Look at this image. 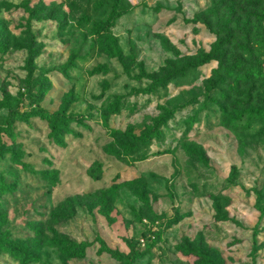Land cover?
I'll list each match as a JSON object with an SVG mask.
<instances>
[{
    "label": "rangeland",
    "instance_id": "obj_1",
    "mask_svg": "<svg viewBox=\"0 0 264 264\" xmlns=\"http://www.w3.org/2000/svg\"><path fill=\"white\" fill-rule=\"evenodd\" d=\"M102 1L0 0V100L22 113L68 104L74 116L59 141L37 114L10 129L9 109L0 107V237L28 248L30 264H128L103 245L139 252L133 264H199L183 250L196 246L221 264H264V121L238 115L264 107V84L233 89L228 76L264 61V0H240L251 15L233 26L218 59L156 90L147 89L155 77L218 40L215 0H121L125 14L111 31L122 60L93 31L108 18ZM72 55L75 65L57 70ZM100 65L108 71L95 72ZM117 96L121 109L106 123L102 112ZM165 106L177 111L162 136L128 145L129 130L140 135ZM56 233L88 242L86 255L66 257L48 243ZM0 264L20 261L0 249Z\"/></svg>",
    "mask_w": 264,
    "mask_h": 264
},
{
    "label": "trees",
    "instance_id": "obj_2",
    "mask_svg": "<svg viewBox=\"0 0 264 264\" xmlns=\"http://www.w3.org/2000/svg\"><path fill=\"white\" fill-rule=\"evenodd\" d=\"M102 3L103 5L107 6L108 18L107 20L101 19L97 23L95 22L93 24V31L100 36V46L104 52L111 58H119L122 60L124 59L123 50L119 44L118 38L112 33L111 29L114 27L115 23L125 14V11L120 8L121 0H103ZM102 3L99 5L101 6ZM222 3H224V1L219 2L218 0H215L209 9L210 15L216 18L217 24L219 25L218 40L211 47L210 51L202 54L200 59L188 62L181 67H174V70L171 73L166 74L164 77H155L153 82L147 88L148 90H156L159 86L165 85L169 77L172 75L180 74L183 78H191L193 72H195L199 66L212 60H216L220 57L222 49L227 45V43H230L235 39L233 26L236 23L240 24L243 17H246L248 20L251 15L247 12L245 7H243L240 0H229L226 2L225 6H223ZM255 15L261 18L260 14L257 12H255ZM211 16H208L209 20H206V23L209 27L213 26ZM87 19L89 20L90 17ZM2 45L3 44L0 43V46ZM75 62V56L72 55L68 62L58 65L57 70L66 74L69 68L75 65ZM94 71L107 72L108 68L106 66L100 65L95 68ZM143 75L146 77H152V75L145 71L143 72ZM228 76L233 77L231 82V87L233 89L235 87H240L242 83H247L250 80L264 84V61L259 60L253 69L247 71L244 75H236L233 71H230ZM216 87L217 84L211 81L210 85L207 87V90L212 92L216 90ZM220 93L221 96L225 95L224 90H221ZM121 103V96H117L116 99L109 105V110L102 112L103 120L106 123H108L112 114L118 113L120 111ZM0 107H7L9 109L7 122L10 129L20 116H25V114L30 113L37 114L49 120L52 127L51 135L58 140L60 139L61 135L66 133L69 121L74 118V116L67 114L68 104H65L60 111L54 114L40 109H33L22 113L19 106L12 105L7 99L0 100ZM176 111V108L165 106L163 107L162 113L155 117L152 123L148 124L140 135H137L132 130H129L131 142L128 145H130L133 149H137L138 147L148 145L154 139L161 137L163 134V127L168 123L171 115ZM245 114L255 116L256 118L264 121V107L251 106L246 108L244 111H239L238 113L240 118L244 117ZM1 188L3 190H7L9 187L8 185L3 184ZM102 210L107 216H109V210L106 207H103ZM48 243L51 246L61 249L63 254L68 258L85 256L87 247L89 245L88 242L73 241L69 238L61 236L58 233H56L53 237L48 238ZM0 249L14 256L20 261V264H30L33 260V253L28 248H26L21 243L12 240L8 236L0 237ZM103 250L115 255L120 259H126L128 264H133L139 254V252H134L132 256H127L125 254H120L119 252H116L104 245ZM183 250L188 255H193L196 257L199 264H221L218 259L207 252L203 246L188 247L184 248Z\"/></svg>",
    "mask_w": 264,
    "mask_h": 264
},
{
    "label": "built area",
    "instance_id": "obj_3",
    "mask_svg": "<svg viewBox=\"0 0 264 264\" xmlns=\"http://www.w3.org/2000/svg\"><path fill=\"white\" fill-rule=\"evenodd\" d=\"M141 243H142L143 245H145V244H146V242H145V240H144V239H142V240H141Z\"/></svg>",
    "mask_w": 264,
    "mask_h": 264
}]
</instances>
